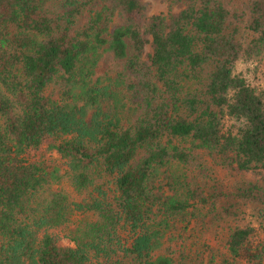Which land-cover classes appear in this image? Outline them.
I'll use <instances>...</instances> for the list:
<instances>
[{"label":"trees","instance_id":"16d2710c","mask_svg":"<svg viewBox=\"0 0 264 264\" xmlns=\"http://www.w3.org/2000/svg\"><path fill=\"white\" fill-rule=\"evenodd\" d=\"M174 2L0 0V264H264V0Z\"/></svg>","mask_w":264,"mask_h":264},{"label":"rangeland","instance_id":"374dc122","mask_svg":"<svg viewBox=\"0 0 264 264\" xmlns=\"http://www.w3.org/2000/svg\"><path fill=\"white\" fill-rule=\"evenodd\" d=\"M147 2H149L150 4V14L153 15H164L166 16L169 12V10L171 9V11L173 12H178L179 8H178V4L174 2V0H147ZM147 52H150V48L147 47ZM239 71H243V69H245V66L240 65L238 67ZM260 87H262L264 89V80L261 81V83L259 84ZM47 96H50L52 100H57L58 99V87L57 86H53L50 87L47 90ZM41 154H43L44 156H46V151L43 148L42 151L40 153H37L34 158H38ZM47 157L51 158L52 160H55V162L57 164L60 165V167L63 168V162L60 160H58L56 155H49L47 154ZM249 178H252V176H249ZM61 188L63 189L65 192H67L73 200H76V197L72 194L70 187L66 184V183H61L59 186H55V188ZM200 228L199 226L197 227V229ZM62 243L64 245H70V243H68L67 241H62Z\"/></svg>","mask_w":264,"mask_h":264}]
</instances>
